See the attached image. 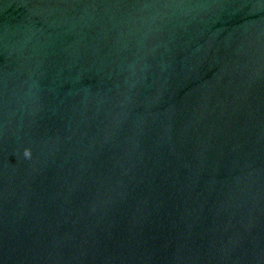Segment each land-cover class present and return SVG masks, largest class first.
<instances>
[{
  "label": "water",
  "instance_id": "obj_1",
  "mask_svg": "<svg viewBox=\"0 0 264 264\" xmlns=\"http://www.w3.org/2000/svg\"><path fill=\"white\" fill-rule=\"evenodd\" d=\"M0 264H264V0H0Z\"/></svg>",
  "mask_w": 264,
  "mask_h": 264
},
{
  "label": "clouds",
  "instance_id": "obj_2",
  "mask_svg": "<svg viewBox=\"0 0 264 264\" xmlns=\"http://www.w3.org/2000/svg\"><path fill=\"white\" fill-rule=\"evenodd\" d=\"M31 155H32L31 149L30 148L29 149H25L24 156L30 158Z\"/></svg>",
  "mask_w": 264,
  "mask_h": 264
}]
</instances>
